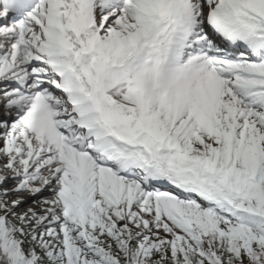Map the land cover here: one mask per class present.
Returning a JSON list of instances; mask_svg holds the SVG:
<instances>
[{"label":"snow or ice","instance_id":"1","mask_svg":"<svg viewBox=\"0 0 264 264\" xmlns=\"http://www.w3.org/2000/svg\"><path fill=\"white\" fill-rule=\"evenodd\" d=\"M0 264H264V0H0Z\"/></svg>","mask_w":264,"mask_h":264}]
</instances>
